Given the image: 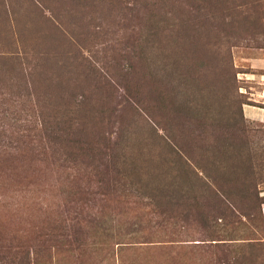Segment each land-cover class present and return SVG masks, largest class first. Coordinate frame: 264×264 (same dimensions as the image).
<instances>
[{"label":"rangeland","instance_id":"rangeland-1","mask_svg":"<svg viewBox=\"0 0 264 264\" xmlns=\"http://www.w3.org/2000/svg\"><path fill=\"white\" fill-rule=\"evenodd\" d=\"M75 1L47 2L42 5V14L47 18L56 14L58 20L55 18V21L59 23L61 17L57 16V12L64 14L66 10L62 21L70 32V39L81 50L83 57L90 58L91 63L97 59L99 70L103 66V71L110 70L113 77L112 82L107 84L92 76L86 79L82 74L85 88L94 91V98H98L99 91L109 89L113 94L112 106L117 111L111 115L108 128L99 132L105 138L96 139L93 143L95 146L92 149H97L98 153L95 154L100 157L98 161H92L90 151L79 153L70 143L68 147L67 142L63 143L64 147L53 144L44 146L43 136L36 135L41 139L38 141L32 137H22L13 127H10L8 134V140L12 138L14 141L12 144L0 138V264H264V182L257 186L259 200L255 198L252 188L250 190V184L237 192L235 184L239 181L236 178L244 168L235 162L236 158H232L238 150L228 149V159L224 158L228 164L224 166L219 164L220 158L215 155V148L223 144L221 133L224 132L227 137L231 133L225 132L220 116L229 117L233 112L237 117L240 102L264 109V103L254 102L264 88V70L251 68L254 61L264 60V38H258L260 43L250 41V45L230 46L229 59L226 52L229 68L233 67L238 72L236 88L241 96L234 110L231 107L227 114L215 116L213 106L221 103L218 105L219 102L212 101L216 105L203 104L196 110V114L204 116L191 118L190 114L185 115L184 112L180 116L183 124L176 127L167 109V104H172L170 101L165 103V108H160L155 102L158 97L151 89L140 90L137 87L142 84L143 76L133 73L126 77L123 71L119 73L122 68L126 72H134L133 61L137 53L132 44L141 43V35L143 41L148 40L153 47L156 44L162 47L163 55H167L171 48L164 46L167 44L165 34L151 41L149 37L144 38L145 34L156 31L146 29L142 9V1L145 0H140V8L133 5V0H122L125 3L123 6L130 11L112 14V18H115L113 30L118 35L108 42L116 45L121 41V53L112 47L110 51L105 50L103 40L93 38L99 30L97 27L104 28L105 21H108L106 18L110 15L107 12L110 10L100 9V6H104L103 9H107V6L104 3L99 6L97 0H80L77 2L78 9L70 10L69 15V8ZM252 3L255 4L256 0ZM80 12H88V16ZM93 15L95 19H91ZM179 21L181 25L176 28L174 36L180 37L183 32L188 41L191 35H194V40L200 37L204 29L201 24H207L209 19L192 14L188 23L191 27L189 33L184 32L187 26L182 23L183 20ZM18 23H24V19ZM25 24V30L15 33L13 38L4 33L1 27L6 39L0 42L15 41L17 51L21 52L23 48L20 43L28 40L37 23L26 18ZM18 34L24 36L19 38ZM220 38L224 43L225 38ZM211 39L212 42L216 41L215 38ZM232 42L234 40L229 45H234ZM258 44L260 48H257ZM5 48L0 44V50L4 52ZM69 48L68 45L60 47L57 54L67 52ZM145 58L143 60L142 56L139 65H144ZM199 58L195 59L192 53L186 67L192 63L197 68L182 73H189L188 77L193 78L202 74L204 68L210 73V68L205 66L208 58ZM63 59L60 61L63 62ZM113 63L117 65L109 68ZM115 67H118L117 70ZM176 69L182 70L181 65ZM227 74L224 72V75ZM185 96L181 91L170 94L179 101ZM162 99L159 97L160 102ZM135 105H138L136 111H131L130 108ZM170 108L174 109L173 106ZM129 110L135 114L130 129L126 126L129 120L121 123L119 120L120 114L128 117L126 112ZM245 121L242 129H236V133L250 141V150L255 153L253 163L263 166L256 160L258 158V161L264 162V153L261 154L264 122ZM34 134H40V131ZM191 138L197 144L199 140L208 141L212 158L205 160L203 156L200 160L192 161L191 153L194 156L196 153L189 142ZM90 139L93 140L89 132L83 135L84 141ZM182 144L184 153L181 156L186 155L187 161L171 153L172 149H182L179 148ZM163 156L166 158L163 159ZM186 167L190 171L184 175L188 182L189 177L196 181L185 189L182 188L185 177L177 181L182 197L166 192L167 187L164 186L170 184L173 177L169 181H165V178L161 181L155 179V175L162 174L163 170L185 171ZM219 169L227 172L226 177L220 174ZM200 177L205 179L200 181ZM190 186H194L197 193L202 189L203 193L211 195L214 193L212 188L216 191L222 188L232 194L223 200H217L215 196L198 197L192 193L189 195Z\"/></svg>","mask_w":264,"mask_h":264},{"label":"trees","instance_id":"trees-1","mask_svg":"<svg viewBox=\"0 0 264 264\" xmlns=\"http://www.w3.org/2000/svg\"><path fill=\"white\" fill-rule=\"evenodd\" d=\"M78 1L80 0H76L71 8H69V15L70 10H74L75 7L78 9ZM97 1L99 2V6L103 3L107 6V9H103L104 6H100L102 11L110 10L111 12H107L110 16H107V22L104 20L106 24L104 28L102 26L97 27L99 30L93 35V38H101L105 45H103L105 50L110 51L112 47L114 50L121 53V41L116 45L108 42L112 41V39L115 40L114 36L118 35L115 30H113L115 18H112V14L117 12L121 14L124 11H130V9L123 6L125 3H122V0ZM156 1L158 0H153L152 2L150 0L142 1L146 29L152 28L156 30L151 34H145L144 38L149 37L151 41L165 34V43L167 44L164 46L171 47L170 50H168V54L163 55V53H161L162 47L158 46V44L153 47V43H149L146 39L143 41V35H141V39L139 40L141 43L138 42L137 44V42H135L132 44L133 49H136L137 53L135 54L136 60L133 61L135 62L133 68L134 72H126L122 68L119 73L123 71L126 77L133 73L134 75L138 73L140 76H143L142 84H139L137 87L140 90L151 89L158 97V100L155 102L160 105V108H165V103L170 101L172 104H167V109L172 119H174L173 121H175L176 127H178V124H183L180 116L184 112L185 115L190 114L191 118L204 116L199 113L196 114V110L198 111L203 104L208 105L211 103V105H216L212 101L219 102L218 105L221 103L217 107L213 106L215 110L212 112L215 116H217V114H227L226 111H230L231 107L233 111L234 106L239 103L238 99L241 95L238 93V88H236L238 83L236 75L238 72H235L233 67L229 68L226 52L228 53L229 59L230 46L237 47L238 45L236 44L242 45L243 43L250 45V41H258L260 43L258 38H264V0H256L255 4L252 3L253 0ZM47 2L56 3V0H0V8H2L0 9V40L6 39L1 33V27L4 33L6 32L13 38L16 36L14 35L15 33H20V31L25 30L26 18L37 23L33 28L35 31H32L31 38L29 37L28 40L20 43L23 48L20 49L21 52L17 51V44L15 41L14 43L13 41L7 43L0 42L2 46L6 47L4 52L0 50V138L8 140L10 127H13L22 137L27 138L28 136L38 141L41 139L36 137V135L43 136L45 140L43 142L44 146L53 144L64 147L63 143L67 142L68 147L70 143V146L72 145L73 148L76 147L79 150V153L85 150L88 152L90 151L92 161H98L100 157L95 154L98 153L97 149H92V147L95 146L93 143L96 139L105 138V136L103 134L100 135L99 132L103 128H108L107 125L111 115L117 111V108L112 106L113 94L109 89L99 91L98 98H94V91L85 88L81 77L82 74L85 75L86 79L92 76L95 79L98 78L106 81L105 83L107 84L112 82L111 80H113V77L110 74V70H107V72L103 71V66L99 70L97 63L99 61L96 57L91 58L93 60L96 59L94 63L90 62V58L83 57L81 50L77 48V45L70 39L68 36L70 32L64 27L66 23L62 21L64 18L63 16H66V10H64V14L57 12V16L61 17L59 23L55 21V18L58 20L56 14L48 18L42 14V5H46ZM140 2V0H133L132 3L134 6L137 5L136 7L140 8ZM213 8H215L214 13ZM53 10L51 9V12H54ZM81 14L85 17L88 16V12ZM192 14L197 17L209 19L207 24L206 22L201 24V27L204 29L200 37L194 40V35H191L190 39L187 41L183 32L180 33V37L174 36L176 28L181 25L180 19H182V23L187 26L184 32L189 33L191 31V27L188 26V23L191 22L190 17ZM242 15H244V17L241 18ZM104 18L105 17H103V19ZM21 19H24V23L19 24L18 22H20ZM91 19H95V16L93 15ZM122 20L124 19L122 18ZM167 20L171 21L167 22ZM14 23L16 24L13 26L12 24ZM118 23H120L119 19ZM227 23L230 24L227 25ZM146 29L145 31H148ZM53 31L55 34H53ZM18 35L19 38L24 36ZM220 37L225 38L224 43ZM211 38H215L216 41L212 42ZM233 40L234 43H232L234 45H229V42ZM95 41L98 40L95 39ZM94 44L92 46H94ZM67 45L70 47L66 50L67 52L57 54L60 47L65 48ZM259 45L260 44H258L257 48H260ZM223 46H228V48H224ZM73 53H75V55ZM89 53H92V51L89 50ZM192 53L195 59L200 57L198 60L203 56L208 58L205 60V66L210 68L211 74L205 68L202 71L203 73L196 75L195 78L188 77L189 73H182L184 71H190L192 68L193 70L197 68H194L195 65L192 63L189 65V67L191 66L190 68L186 67L187 62L190 61L189 56H191ZM142 56L143 60L146 57L144 65H142V63L139 65ZM63 57V62H61L60 60ZM112 60L114 61V59ZM148 62L149 64H147ZM115 64L117 65V63H113L109 68L113 69ZM179 65H181L182 68V70H180L181 72L176 69ZM115 68L117 70L118 67ZM230 71H232V73ZM224 72H228L227 76L224 75ZM110 86L113 88L112 85ZM84 89L87 92H85ZM178 91L186 95L182 101L170 97L171 93ZM188 95H190V98H188ZM159 97H163L161 102ZM18 103H20L19 105H21V107L25 103L26 105L21 108L18 106ZM244 104L253 105L240 102L238 104V113L236 112L238 115L237 117L233 112L229 117L220 116V118H222L221 122L226 130L225 132L229 133L231 131V133L229 137L224 136V132L221 133L223 134L221 138L223 144L217 149L215 148V155H217V158H220L219 164L224 166L228 164L224 159L228 157V149L232 148V150H234V148H236L238 150L237 155L232 156V158H236L235 162L242 165L244 168L238 173L241 175H238L239 179L238 177L236 178L239 182L236 181L235 190L241 192L244 190L245 185L250 184V190L252 188L255 198L259 200L257 197V186L264 182V162L258 161L257 158L256 162L261 163L263 166H258L253 163L255 153L250 150V141H248L246 137H243L242 134L238 135L236 133V129H242L241 125L246 122V118L243 114ZM137 106L138 105L131 107L130 110L136 111ZM171 106H173L174 109L171 110ZM130 110L126 112L128 117L124 114L119 115L120 123L122 121L127 122L126 120L130 121L126 125L128 129L132 128L133 122L135 121V114H131ZM106 119L108 121H106ZM131 130L133 131V129ZM36 131H40V134H34ZM88 132L93 140L90 139L91 141L89 140L86 142L83 140V135L86 136ZM95 132L97 133L95 134ZM242 133H244L243 130ZM75 137H77V139ZM8 141L9 144L14 142L12 138H9ZM189 142L191 143L192 150L196 153L195 156L191 153L192 161L200 160L203 156L205 160L212 158V148L208 144V141H204V139L202 141L199 140V144H197L196 141L191 138ZM179 148L182 149H174L175 152L172 149L171 153L180 158V160L187 161L188 157L186 155L181 156L184 153L183 144L182 147ZM262 153H264V145L261 147V154ZM164 158L166 157L163 156V159ZM223 169H219V172L223 177H226L227 172ZM187 173H190L187 167L185 171L170 172L168 169L163 170V173L160 175H155V179L161 181L165 178V181H169L173 177V181L164 186L167 187L166 192L169 191L173 195L182 197L179 193L181 189L177 186V181H179L181 177H185L184 175ZM230 177H232V175ZM230 177L228 178L230 179ZM201 179L205 178L200 177L199 180L202 181ZM183 180V189H185L187 185H194L196 181L194 179L192 181L190 177L189 182L187 177ZM174 181L176 182L173 183ZM185 182H188V184L185 185ZM240 182H244L243 185L240 184V186H237ZM212 190L214 193L211 195L203 193L204 190L202 189H200V193H197L198 191H195L194 186H190L189 195L192 193L195 196L201 197L202 195L206 198L215 196L217 200H223L225 197L229 196L228 194H232L224 191L222 188L219 191H216L214 188H212ZM186 198H189V196ZM233 211L232 208V212Z\"/></svg>","mask_w":264,"mask_h":264},{"label":"crops","instance_id":"crops-1","mask_svg":"<svg viewBox=\"0 0 264 264\" xmlns=\"http://www.w3.org/2000/svg\"><path fill=\"white\" fill-rule=\"evenodd\" d=\"M251 68L257 69V70H264V60L263 61H254L251 64ZM251 76H253V75H251ZM262 78L264 80V77H262ZM257 96L259 99H254V102L256 104L264 103V88L261 90L260 93L257 94ZM243 114H244L245 118L248 120H254V121L258 120L259 122H264V109L260 108L258 106L244 105L243 106Z\"/></svg>","mask_w":264,"mask_h":264}]
</instances>
